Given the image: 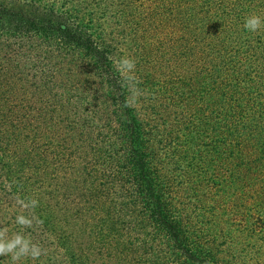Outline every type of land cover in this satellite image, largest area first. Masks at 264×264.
I'll return each instance as SVG.
<instances>
[{"label":"trees","instance_id":"16d2710c","mask_svg":"<svg viewBox=\"0 0 264 264\" xmlns=\"http://www.w3.org/2000/svg\"><path fill=\"white\" fill-rule=\"evenodd\" d=\"M251 15L264 0H0V230L41 249L0 264H264Z\"/></svg>","mask_w":264,"mask_h":264},{"label":"clouds","instance_id":"9594fccd","mask_svg":"<svg viewBox=\"0 0 264 264\" xmlns=\"http://www.w3.org/2000/svg\"><path fill=\"white\" fill-rule=\"evenodd\" d=\"M262 26L264 21L258 15H251L244 22V28L249 32H256ZM123 66L130 69L133 65L130 61H123ZM16 222L24 226H29L31 223L23 216H18ZM8 254H11V260L14 262L29 256L36 259L41 255V249L24 235L17 233L13 238L7 239L5 233L0 230V256Z\"/></svg>","mask_w":264,"mask_h":264},{"label":"rangeland","instance_id":"374dc122","mask_svg":"<svg viewBox=\"0 0 264 264\" xmlns=\"http://www.w3.org/2000/svg\"><path fill=\"white\" fill-rule=\"evenodd\" d=\"M13 8L20 9L21 7L16 4V5H13Z\"/></svg>","mask_w":264,"mask_h":264}]
</instances>
